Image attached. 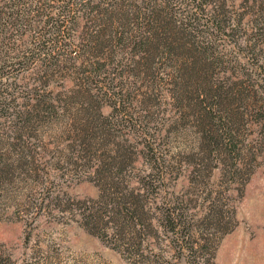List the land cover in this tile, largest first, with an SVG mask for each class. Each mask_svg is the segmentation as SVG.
<instances>
[{
  "label": "rangeland",
  "instance_id": "374dc122",
  "mask_svg": "<svg viewBox=\"0 0 264 264\" xmlns=\"http://www.w3.org/2000/svg\"><path fill=\"white\" fill-rule=\"evenodd\" d=\"M197 2L168 0L191 51L157 68L84 46L101 16L81 12L64 28L74 59L1 80L0 264H264V0ZM38 77L54 107L31 119ZM207 111L231 125L226 156L204 139Z\"/></svg>",
  "mask_w": 264,
  "mask_h": 264
},
{
  "label": "trees",
  "instance_id": "16d2710c",
  "mask_svg": "<svg viewBox=\"0 0 264 264\" xmlns=\"http://www.w3.org/2000/svg\"><path fill=\"white\" fill-rule=\"evenodd\" d=\"M194 1H198L197 3L200 4L201 0ZM58 2H62V5H58ZM169 4L168 0H0V86L6 85L1 81L5 79L6 74H9V78L14 76L11 75L12 68L30 72L40 66L42 67L40 70L46 72L48 68L53 66V62L57 64L65 58L67 59L66 55L70 59H74L69 54H71L74 47H82V43L76 41V35L65 34L64 28L67 27V22H76L80 16L78 14L81 12L86 14L87 18L93 15L101 16V26L94 29L91 35H88L86 42L83 39L84 46L90 44L96 50L100 46L103 47L105 44L112 43L114 46L117 45L121 52L126 55V61L124 58L115 59L114 57L113 64L128 62L149 70L162 65L163 61H171L174 55H178L177 51H184L185 49L191 51V39L177 26L180 21L173 18L175 17L172 12L173 8ZM59 6H63L64 9L59 10ZM56 10H58V13ZM37 16L38 19L36 20L35 17ZM33 23H36V25L31 27ZM28 30L30 32H32L31 30L34 31L33 34H29L30 40L24 37L29 32ZM57 50L58 53L56 54ZM197 50L199 51L200 48H196ZM201 52L205 53L206 51ZM46 61L49 64L44 68L43 64ZM178 64L182 68L184 61L180 63L176 59L175 65ZM189 64L196 66L197 63L186 61V65ZM202 64H207V62L202 61ZM38 82L36 83V78L32 83L27 82L29 88L35 87L34 90H36V95L33 92V96H30V101H34L28 103L29 106L31 105V110L29 109L26 112L31 119L33 116L46 112L49 110L48 108L54 107L53 103L49 101L50 99L46 98L47 96L41 98L38 96L40 89L43 90L47 81H44V77H38ZM0 94H3L5 99L7 98L6 93L0 92ZM8 94L12 97L15 96L7 92ZM15 97L14 101H16ZM2 104H4L6 111L7 108H11V105L5 104L4 101H2ZM101 116L107 118L104 117L102 112ZM227 116L229 117L228 114ZM228 117L226 118L228 119ZM216 118L217 116L213 117L212 114H209V111H207L206 118L205 116L202 118L207 129H205L204 139H207L210 144L215 142L216 147L212 154L220 153L226 156V149L233 143L235 144L234 136L231 125L213 127L212 124ZM222 120H225V118L221 117V123H223ZM108 134V132H103L101 136H107ZM144 139L142 138V140ZM143 146L146 145L143 143ZM234 147L236 146L234 145ZM239 164L237 161L233 165L235 167L233 174L241 173L242 168L240 169ZM253 171L250 169V172L247 173L246 178L241 183V196ZM129 187L132 188L133 193L134 190H137L134 186L130 185ZM98 201H101V196ZM97 211L98 209L95 207L89 211L87 216L91 220L90 222L101 224V214ZM215 211L222 216L220 211ZM218 220V230H221L222 234L228 233L237 224L236 210H233L232 222L220 218ZM223 223L226 225H222ZM151 228L153 229V226ZM188 232L189 238H192L193 231ZM142 244H140V248ZM217 246H214V254ZM4 253L5 251L0 250V263L5 256ZM214 264L217 263L214 262Z\"/></svg>",
  "mask_w": 264,
  "mask_h": 264
}]
</instances>
